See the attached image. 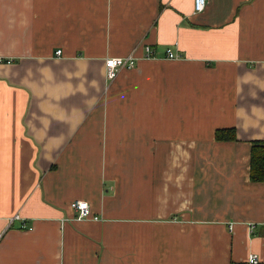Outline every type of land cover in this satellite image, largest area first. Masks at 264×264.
Here are the masks:
<instances>
[{"label": "crops", "instance_id": "0c3cea01", "mask_svg": "<svg viewBox=\"0 0 264 264\" xmlns=\"http://www.w3.org/2000/svg\"><path fill=\"white\" fill-rule=\"evenodd\" d=\"M3 60L0 264H264V0H0Z\"/></svg>", "mask_w": 264, "mask_h": 264}, {"label": "built area", "instance_id": "2783aa9c", "mask_svg": "<svg viewBox=\"0 0 264 264\" xmlns=\"http://www.w3.org/2000/svg\"><path fill=\"white\" fill-rule=\"evenodd\" d=\"M207 2L208 0H194V14H201L203 13L207 8ZM167 59L168 60H180L181 57L178 55H175L171 50H167ZM57 56L62 55V51L56 52ZM145 59H152L153 58V51L151 47H146V56ZM138 59L135 58L133 55H129L127 57L122 58H107L105 60V68H106V76L107 79L112 82L117 79L120 72L125 69H133L137 63ZM2 63V61H0ZM11 63L10 61H7V64ZM72 208L75 210V212H78L79 219H89L91 216V211L89 204L87 202H74L72 204ZM97 220V218H94ZM249 264H259V257L255 254H252L248 261Z\"/></svg>", "mask_w": 264, "mask_h": 264}, {"label": "trees", "instance_id": "16d2710c", "mask_svg": "<svg viewBox=\"0 0 264 264\" xmlns=\"http://www.w3.org/2000/svg\"><path fill=\"white\" fill-rule=\"evenodd\" d=\"M7 63V61H2ZM218 141H235V129L220 130L216 134ZM250 179L253 183H264V142H254L251 148Z\"/></svg>", "mask_w": 264, "mask_h": 264}, {"label": "rangeland", "instance_id": "374dc122", "mask_svg": "<svg viewBox=\"0 0 264 264\" xmlns=\"http://www.w3.org/2000/svg\"><path fill=\"white\" fill-rule=\"evenodd\" d=\"M144 59H145V58H144ZM138 62H139V59H138L137 63H138ZM137 63H136V65H135V67H134L133 69L137 68ZM133 69L125 68V69H123V71H124V70H133Z\"/></svg>", "mask_w": 264, "mask_h": 264}]
</instances>
